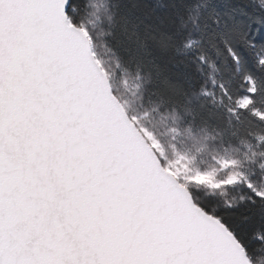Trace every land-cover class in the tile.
<instances>
[{
    "label": "snow or ice",
    "instance_id": "snow-or-ice-1",
    "mask_svg": "<svg viewBox=\"0 0 264 264\" xmlns=\"http://www.w3.org/2000/svg\"><path fill=\"white\" fill-rule=\"evenodd\" d=\"M0 264H264V0H0Z\"/></svg>",
    "mask_w": 264,
    "mask_h": 264
}]
</instances>
